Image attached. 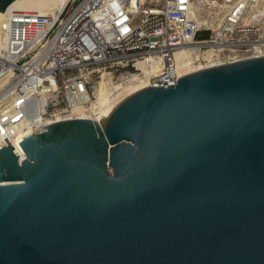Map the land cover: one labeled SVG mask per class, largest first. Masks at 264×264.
Wrapping results in <instances>:
<instances>
[{
	"label": "water",
	"instance_id": "water-1",
	"mask_svg": "<svg viewBox=\"0 0 264 264\" xmlns=\"http://www.w3.org/2000/svg\"><path fill=\"white\" fill-rule=\"evenodd\" d=\"M0 264H264V54L0 145Z\"/></svg>",
	"mask_w": 264,
	"mask_h": 264
},
{
	"label": "built area",
	"instance_id": "built-area-1",
	"mask_svg": "<svg viewBox=\"0 0 264 264\" xmlns=\"http://www.w3.org/2000/svg\"><path fill=\"white\" fill-rule=\"evenodd\" d=\"M208 39L196 40L198 33ZM264 54V0H66L13 8L0 21V145L92 113L106 92L146 79L175 84L178 62L200 70Z\"/></svg>",
	"mask_w": 264,
	"mask_h": 264
},
{
	"label": "bare ground",
	"instance_id": "bare-ground-1",
	"mask_svg": "<svg viewBox=\"0 0 264 264\" xmlns=\"http://www.w3.org/2000/svg\"><path fill=\"white\" fill-rule=\"evenodd\" d=\"M66 0H14L12 3H10L5 11H9L13 8L18 9H34L40 12L48 11V10H57L59 9ZM4 15V12H0V21ZM193 68H186L185 65H183L182 62H178L177 64V72L179 76L194 72ZM130 85V84H129ZM105 85L101 86L96 95V103L95 107L92 110V113L104 108L132 93H135L145 87H147V81L146 79H140L137 83V86L131 89H124L123 87H118L115 90V94H110L109 92H106ZM75 113L78 115H84L83 109L78 108L75 110ZM29 133V132H26Z\"/></svg>",
	"mask_w": 264,
	"mask_h": 264
},
{
	"label": "rangeland",
	"instance_id": "rangeland-1",
	"mask_svg": "<svg viewBox=\"0 0 264 264\" xmlns=\"http://www.w3.org/2000/svg\"><path fill=\"white\" fill-rule=\"evenodd\" d=\"M138 81L139 80H137L136 82H134V83H132V84H130V85H127V86H122L124 89H131V88H135L136 86H137V83H138ZM112 94H115V92L114 93H112Z\"/></svg>",
	"mask_w": 264,
	"mask_h": 264
}]
</instances>
